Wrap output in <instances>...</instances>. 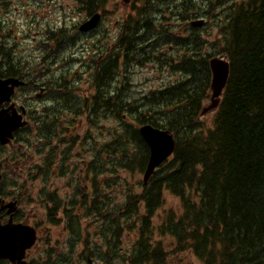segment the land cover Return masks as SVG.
<instances>
[{"label": "trees", "instance_id": "1", "mask_svg": "<svg viewBox=\"0 0 264 264\" xmlns=\"http://www.w3.org/2000/svg\"><path fill=\"white\" fill-rule=\"evenodd\" d=\"M133 1V6L138 5L139 9L134 8L136 16L121 24L116 45L126 51L125 58L129 52L142 48L137 45L135 48V39H147L144 37L152 29L150 13H153L154 4L163 6L170 17L179 19V24L192 22L200 16L193 0ZM223 1L228 8L219 26L222 39L219 40L218 54L228 60L229 77L212 127L206 131L198 120L203 102L209 96L210 74L206 59L198 60L195 53L182 58L179 68L183 67L188 73L190 79L187 84L160 91L158 96L153 97L156 105L160 106H149L143 112L139 111L141 106L125 104L120 89L114 91L112 100L110 76L114 79L118 54L114 59L105 57L100 60L104 63L97 68L94 76L97 77L93 86L96 93L91 97L89 106L86 102L81 105L87 108L89 123L95 125L93 119L96 118L93 117L102 114L121 118L119 115L122 112L130 116L136 113L138 126L150 124L166 130L175 137L176 145L172 158L154 172L146 185H141V192L127 196L116 210L106 205L111 201L110 196L105 193L107 189L102 186L103 183L98 181L95 184V178L91 189L76 187V191H88V195H81L79 207L67 206L68 212L65 213H68V229L76 242L84 245L79 254L82 260L93 259V251L88 246L90 234H87V225L79 229L82 219H90V225L102 223L103 226L99 227L101 234L107 229L101 238L105 242L104 260L117 257L116 243L122 233H135V245L128 255L118 256L121 260L118 264H169V253L161 241L154 240L156 235L170 237L168 245H171L174 256L189 252L201 264H264V0ZM6 3L0 0V5ZM106 3L107 0H83L82 4L90 17ZM147 13L149 16H146ZM161 38L163 40V36ZM9 51L5 45H0V78L24 81V87L18 91L47 87L45 75L40 70L24 76ZM47 90L54 93L55 102L68 95V89L61 83L50 84ZM69 113L77 116L82 111ZM28 128L29 125L20 132ZM129 129L137 153L128 152L123 147L122 137L103 147L98 146L100 152L107 153L111 148L115 151L114 147L118 145L119 159L104 157L103 162L97 160L91 163L88 184L95 167L117 170L121 166L130 172L135 168L139 172L145 170L148 148L139 136L138 127L131 125ZM38 130L43 139L36 142L41 145L46 142L50 146L53 139L65 145L77 140L74 137L62 138L61 132H55V124H48L47 121L42 122ZM19 133L15 137L17 143H21ZM71 148L69 146L66 151ZM54 149L43 166H36L35 173L30 171L27 174L28 178L31 176L32 181L47 183L49 173L58 176L69 165L71 152L58 154ZM19 163L14 167L21 170ZM55 168L58 169L53 172ZM25 185L23 183L20 190L16 189L17 199H21ZM47 190L43 188L38 199L44 204L49 201L54 203L52 211H48L51 222L65 208L60 205V200H50ZM164 191L179 198L181 213L175 215L169 212L160 226L154 228L153 213L163 204ZM140 206L144 210L142 216L138 214ZM81 210L82 218L76 214Z\"/></svg>", "mask_w": 264, "mask_h": 264}, {"label": "rangeland", "instance_id": "2", "mask_svg": "<svg viewBox=\"0 0 264 264\" xmlns=\"http://www.w3.org/2000/svg\"><path fill=\"white\" fill-rule=\"evenodd\" d=\"M5 1L7 3L4 6L0 5V45L10 49V55L15 58L24 76L31 75V72L38 73L40 70L45 75L47 87L35 83L39 87L17 92V101L27 103L25 107L29 128L19 133L21 143L15 141L11 146L0 149V170L5 176L2 188L4 192L13 187L20 190L21 184H26L21 199L16 196L14 199L18 202L17 221L36 226L38 230L39 240L32 250L31 257L38 263L57 264L61 260L58 264H63V258L70 257L71 262L84 248L83 244L70 240L59 219L62 215L67 216V206L79 207L81 195H88V191L78 192L76 187L91 189L90 185L94 187V178L95 184L100 181L107 189L105 193L110 196L111 201L106 205H109L111 210L121 206L127 196L137 195L142 190L143 171L139 172L135 168L130 172L121 166L117 170L113 167L93 168L92 180L88 184L90 180L87 176L91 163L97 160L103 162L104 157L119 159L118 145H115V151L111 148L107 153L100 152L98 146L103 147L115 138L122 137L123 147H126L128 152L137 153L129 129L131 125L139 127L135 121L136 113L130 116L122 112L119 115L121 118L114 117L113 114H102L93 117L96 118H92L95 125H91L87 118V108L85 105L81 106L85 102L89 106L91 97L96 93L93 86L97 77L94 76L97 68L104 63L100 60L105 57L114 59L118 54L114 79L110 76L112 86H108L112 90V100L114 91L120 89L121 99L126 101L124 103L141 106V112L149 106H160L156 105L154 96H158L159 92L165 89L184 86L190 79L183 67L179 68L182 58L195 53L198 60L208 61L213 56L220 55L219 40L222 38L219 26L228 7L223 0H193L200 12L197 19H204L205 22L202 28L192 29L188 26L190 22L179 24V19L170 17L163 6L154 4L153 13H150L152 29L146 32L144 37L147 39H135V48L136 45L142 48L129 52L125 58L126 51L116 45L121 24L129 17L136 16V7L133 4L126 6L123 0H107L97 11L102 14L99 25L87 34L78 31V27L88 19L83 0ZM146 16H149V13ZM170 37L173 40L169 41ZM92 60H95L97 65L93 64ZM31 83L33 84L32 81ZM58 83L66 86L68 95L55 102L54 93L47 89L50 84L54 86ZM41 89H45L43 93L40 92ZM203 105L209 106V100H205ZM74 110H81L82 114L76 116L69 113ZM215 113L216 110H210L198 117L203 131L212 127ZM152 117L158 119L156 115ZM44 121L48 124L54 123L55 132H61L62 138L74 137L77 140L73 144L65 145L59 143L58 139H53L50 146L46 142H43L42 146L36 141L43 139L38 126ZM69 146L72 148L66 151ZM54 148L58 154L71 152L69 165L58 176L49 173L47 183L32 181L31 176L28 178L30 171L36 172L34 167L43 166ZM18 162L21 170L14 167ZM44 186L48 189L46 193L50 194L49 199L60 200V205L65 208L56 216L60 220L57 224L45 220L49 215L48 211L54 208V203L49 201L44 204L39 201L38 195ZM162 199L163 204L153 213L154 228L160 226L169 212L175 215L181 213L178 197L164 191ZM143 213V207L140 206L138 214L142 216ZM76 214L82 218V210L76 211ZM68 223L67 219V225ZM86 225L87 234H90L88 246L93 251L94 264H118L121 261L118 256L128 255L137 241L133 231L122 233L116 243L115 251L119 253L117 259L111 257L109 261L104 260L105 242L101 238L107 233V229L101 234L99 227L103 226L102 223L90 225V219H82L79 229ZM154 240L161 241L165 246V251L169 253V264H201L189 252L174 256L175 254L171 253V245H168L171 243L169 236L156 235ZM43 247H48V252L45 255H35V252Z\"/></svg>", "mask_w": 264, "mask_h": 264}, {"label": "water", "instance_id": "3", "mask_svg": "<svg viewBox=\"0 0 264 264\" xmlns=\"http://www.w3.org/2000/svg\"><path fill=\"white\" fill-rule=\"evenodd\" d=\"M100 15L94 14L90 19L81 24L80 32H88L99 23ZM202 21L191 23V26H201ZM210 72L209 91L210 105L203 107L201 114L215 110L220 102V97L225 89L229 77V63L222 57H215L208 62ZM23 82L14 78H0V144L7 145L13 139V133L26 125L23 107L17 110L13 105L8 108L1 107L10 103L14 90L21 87ZM139 135L148 147V161L143 173V184H146L154 171L169 159L175 149L173 136L164 130L142 125ZM1 202V201H0ZM7 208V214L16 211V203L11 202L1 207ZM36 239L35 230L27 225L13 224L12 218L4 225L0 224V259L8 260L12 264H26L23 262L25 251L32 247Z\"/></svg>", "mask_w": 264, "mask_h": 264}, {"label": "flooded vegetation", "instance_id": "4", "mask_svg": "<svg viewBox=\"0 0 264 264\" xmlns=\"http://www.w3.org/2000/svg\"><path fill=\"white\" fill-rule=\"evenodd\" d=\"M127 1V0H126ZM92 33H94V32H92ZM92 63L93 64H96L97 65V63L95 62V60H92ZM40 92L41 93H43L44 92V90L43 89H41L40 90ZM16 95H17V92L15 91V93H14V95H13V98H12V101H11V103H4V104H2L1 106H4V107H8V106H11V105H13V106H27V103L24 101V103H21V101H17V97H16ZM23 101V100H22ZM3 177L1 178V182H0V198L3 200V203H7L8 201H16V200H14V197L16 196V194H17V192H16V189L13 187V188H8V191H6V192H4L3 191V188H2V186H3ZM3 203L2 202H0V207L3 205ZM6 210L7 209H2V210H0V221H1V223H4L5 221H7L8 219H9V216L6 214ZM11 218H12V221L13 222H17V217H18V213H14V215H11L10 216ZM55 219H56V217H54ZM59 219H61V222H64V223H66V220H67V216H65V215H62V216H60V218ZM58 219V221H60ZM62 228H63V230L66 232V225H63L62 226ZM39 240V239H38ZM49 245V244H48ZM47 245V246H48ZM35 248V247H34ZM33 248V249H34ZM32 249V250H33ZM30 253H32V251H29ZM48 252V247L46 248V247H43V248H41V250H37L36 252H35V255H45L46 253ZM65 258H68V259H65ZM65 258H63L62 260H64V262H63V264L64 263H67V262H70V257H65ZM32 259V257H30L29 258V253H28V256H27V262L30 264V262L32 261L31 260ZM61 261V260H60ZM59 261V262H60ZM80 261V262H79ZM58 262V263H59ZM77 262H79V263H77ZM83 262H85V264H94V262L91 260V259H89V258H85L83 261H82V259L81 258H79V256L78 257H76V258H74V259H72L71 260V262L69 263V264H75V263H77V264H83ZM57 263V264H58ZM31 264H32V262H31ZM43 264H45V262L43 263ZM60 264H62V263H60Z\"/></svg>", "mask_w": 264, "mask_h": 264}, {"label": "bare ground", "instance_id": "5", "mask_svg": "<svg viewBox=\"0 0 264 264\" xmlns=\"http://www.w3.org/2000/svg\"><path fill=\"white\" fill-rule=\"evenodd\" d=\"M107 70V69H106Z\"/></svg>", "mask_w": 264, "mask_h": 264}]
</instances>
